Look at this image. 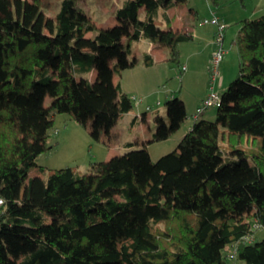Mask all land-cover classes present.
Returning <instances> with one entry per match:
<instances>
[{
  "label": "trees",
  "instance_id": "1",
  "mask_svg": "<svg viewBox=\"0 0 264 264\" xmlns=\"http://www.w3.org/2000/svg\"><path fill=\"white\" fill-rule=\"evenodd\" d=\"M170 2L188 0H125L115 16L133 26L122 48L117 39L127 28L99 30L79 0L62 1L50 34L10 16L9 0H0V264H231V245L237 259L264 264V239H244L251 221L264 227V14L241 22L238 76L216 119L195 121L176 150L153 161L147 147L129 144L93 175L68 166L25 182L58 144L49 142L57 115L83 128L91 121L100 141L131 112L134 100L107 79L108 53L124 61L114 65L119 74L131 63L132 43L150 39L180 65L179 45L192 36L156 32L157 11ZM93 31L92 48H83ZM144 63L153 64L147 52ZM94 67L101 71L95 85L85 76ZM45 92L53 97L42 110ZM166 105L169 122L157 117L154 140L188 117L178 97Z\"/></svg>",
  "mask_w": 264,
  "mask_h": 264
},
{
  "label": "rangeland",
  "instance_id": "2",
  "mask_svg": "<svg viewBox=\"0 0 264 264\" xmlns=\"http://www.w3.org/2000/svg\"><path fill=\"white\" fill-rule=\"evenodd\" d=\"M62 1L9 0L10 16L24 20L28 24L35 22L44 33L50 34L52 19L60 11ZM124 1L79 0V4L85 11L88 20L92 23H94V20L100 21V23L105 25H110L108 28H98L94 23L99 30L115 31L119 28H127V30L120 32L117 39L122 48L128 31L132 30L133 26L129 21H124L126 23H123L122 19H118L115 16L117 8ZM177 6L179 8L176 11L174 9L177 15L172 21V26L178 28L180 24H188L191 26L194 35V41H186L179 45L181 52L180 65L168 61L167 58L164 62L146 66L142 57L133 55L134 51L141 54L147 51L146 46L150 39L145 40L143 43L138 42V40L132 43V53L128 56V60L131 63L127 66H121L119 74L114 72V65L117 62H120V65H122L124 61H121L115 54L108 53L106 67L108 81L115 88L117 82L115 78L117 76L123 91L134 100L131 112L118 117L116 125L114 124L115 128L112 127V133L115 135L113 136L111 132L108 134L102 133L104 135L101 134L104 143L110 148L114 145V147H117L116 142H136L137 138H145L144 130L138 125H132V121L136 116H139L141 119L146 117L147 120H152V124H155L157 116L165 114L167 111L166 102L173 95H179L181 99L186 100L185 105L188 117L180 128L172 131L167 137L158 140H154L153 137L158 132V127H155L154 134L149 137L150 143L148 144V152L153 161L178 148L179 142L183 137L182 133L189 130V128H186L187 126L191 125L190 127H192L194 122L199 119L214 121L218 107L216 105L204 109L199 118H195L196 108L202 105L201 102H195V99L203 90L205 83L203 80L204 76L210 82V62L208 61L206 45L210 41H214L211 38V33L215 28L217 30L215 25H204L201 22L204 19L217 17L219 23L225 26L224 48L226 49V54L220 65V78L216 81L214 90L222 95L229 84L238 76L239 55L234 39L241 26V22L245 19L256 20L260 15L264 14V0H188L186 4H178ZM191 11H196L194 19ZM160 15H162V10ZM140 16L144 17L142 11L140 12ZM179 17L183 18L182 22H179ZM112 18L119 21L116 24L114 19V21L110 22ZM162 18L160 20L163 22L162 26H164L166 21H163ZM156 30L159 36L164 33L157 26ZM96 35V31L91 32L90 35H86L80 43L81 46L85 49H91L92 43L96 40ZM161 46L164 47L165 44H161ZM165 50L169 51L167 47H165ZM189 54L192 57L191 61H185V56ZM206 62H208L207 69L205 68ZM185 63H187L188 71L184 73L182 72V66ZM93 69L97 71V78L91 82L95 85L100 78L101 71L95 67ZM186 73L190 74V78L183 82V75ZM77 79L82 82V78L79 77ZM49 97V92L42 94L39 108L44 110L45 102L47 105ZM91 129V124H88L86 128L78 126L67 114L57 115L54 129L50 132L49 142L58 144L53 150L45 152L39 157V167L33 168L30 171L25 182L27 183L29 178L40 177L45 179L51 170L68 166L80 167V170L85 174L92 171L97 163H100L104 158L102 144L92 137ZM116 152L119 153V150ZM238 218L239 216L235 215L229 221L236 222ZM248 221H250V218ZM254 223V221H251V224ZM253 233L255 240L264 239V227L256 229ZM234 251V248L229 246L226 249L227 256L229 258L236 257ZM23 253H28V250H25ZM241 262L242 264H246L243 260Z\"/></svg>",
  "mask_w": 264,
  "mask_h": 264
},
{
  "label": "crops",
  "instance_id": "3",
  "mask_svg": "<svg viewBox=\"0 0 264 264\" xmlns=\"http://www.w3.org/2000/svg\"><path fill=\"white\" fill-rule=\"evenodd\" d=\"M178 8L179 7L177 6V4H174L173 2L168 3V5L166 7H160L158 9V11H157V16L155 18L156 19V26L159 27L162 30V32H165L168 29L174 30L175 32H181V31L188 32L192 36V40H190V41H194V35L192 33V29H191V26L190 25L183 23V24H180V26H178V28L172 26V21L175 19L176 15H177L175 11ZM174 9H175V11H174ZM161 10H162V15H160ZM141 11L144 13V16H145V8L144 7L140 9L139 13ZM191 15H192V17L194 19L195 18V15H196V11L195 12H192L191 11ZM160 18H162L163 21H166V24H164V26H162L163 22H161ZM113 19L114 18L110 19V22H112V21L115 20V19L114 20ZM117 21H119V20H115V24H116ZM182 21H183V18L182 17H179V22H182ZM93 22L97 25L98 28H108L110 26L109 24L108 25H105L103 23H100V21L98 22V21H94L93 20ZM215 33H216V28L211 33V38H213V40H214ZM88 34L90 35L91 32H89ZM145 40H148V39H140V40H138V42L143 43ZM224 42H225V39H224ZM224 42H223V46H224ZM146 47H147V51H145V52H147L148 54L151 55V57L153 58V64H158V63L164 62V61L167 60V58H169V52H167V50H165V47H162L159 42H152V41L148 40V44H147ZM214 50H215V45H214L213 42L210 41V43H208L206 45V51L208 52V55H207L208 56V61L210 62V64H211V57H212V54H213ZM145 52H143V54H141L140 52H135L134 51L133 55H137L138 57H142L143 62H144V53ZM225 54H226V49H225ZM191 58L192 57L190 56V54L188 56L186 55L185 56V61H189V60L191 61ZM223 60H224V58H223ZM207 64H208V62H206V67H205L206 69L208 68V65ZM210 64H209V71H210ZM183 67H185L186 69L183 70ZM187 71H188V66H187V63H185L182 66V72L185 73ZM96 72H97L96 69H92V71L89 74L85 75V76H87L89 78L90 82H93L97 78ZM183 76H184L183 77V82L185 80H187L188 78H190V74L189 73H186ZM79 77L80 78H83V76L78 75L77 78H79ZM218 78H220V77H218ZM218 78L213 82L212 81V78H211V75H210V82H209L206 79V77L204 76V79L203 80L205 81V83L203 85V90L196 97L195 102H199V103L201 102V103H203V100L209 94V90H213V91L215 90V84H216V81L218 80ZM115 79L117 80V82L115 81L116 84L118 82H120L118 80V77L117 76H116ZM206 82H208V83L206 84ZM218 94L221 97V94L220 93H218ZM52 97L53 96L50 93V97H49V100L47 102V105H46V102H45L44 110H46L48 108V105L51 102ZM175 97H178L183 102V105L185 106V109H186V105H185L186 104V100L185 99H181V97L179 95H173L170 98H175ZM40 99H41V97H40ZM198 108L199 107L196 108V111H197ZM203 111L200 114H202ZM196 114H197V112H195V115ZM200 114L198 115V117H195V118L198 119L199 116H200ZM67 115H69V114H67ZM158 116L165 118L167 123L169 122V120H167V118H166L167 117V111L165 112V114H161V115H158ZM69 117L72 119V117L70 115H69ZM88 124H91V121H89ZM115 125H116V123H115ZM132 125H136V126L138 125L141 129H143L144 130L145 138H142V139L137 138V141L136 142H125V143L116 142L117 147H114L115 146L114 145L112 148H110V147H108L104 143V139H103V136H102L104 134H102L101 135V140L98 141V142L100 144H102L103 158L104 159L100 163H97V165L95 166V168H93L92 171H89L88 173H86V175H93L96 172V169L99 168V167H102V168L109 167L116 158H118L119 156L123 155L129 149L127 147V145H129V144H133L135 148L147 147V149H148V144L150 143L149 137L154 134V129L157 126V120H155V124H152V120L151 121L150 120H147L146 117H144V118L141 119L139 116H136V118L132 121ZM78 126H80V125L78 124ZM190 126H187L186 128H189V130H190L191 129ZM113 127L115 128V126H113ZM189 130H187L184 133H182V136H184ZM112 132H113V128L111 130V133ZM112 134H113V136L115 135L114 133H112ZM117 150H119V153L116 152ZM78 169L80 170V167ZM229 262L231 264H242L241 260L237 259V257L229 258Z\"/></svg>",
  "mask_w": 264,
  "mask_h": 264
},
{
  "label": "built area",
  "instance_id": "4",
  "mask_svg": "<svg viewBox=\"0 0 264 264\" xmlns=\"http://www.w3.org/2000/svg\"><path fill=\"white\" fill-rule=\"evenodd\" d=\"M201 24H212L217 27L215 36H214V45H215V50L212 54L211 57V64H210V74L212 81L214 82L218 77H220V65L221 62L223 61L224 55H225V49L223 46L224 42V31H225V26L219 23V19L217 17H213L211 19H204ZM186 68L183 67V70ZM221 102V97L220 95L211 90L208 96L203 100V103L201 107L197 109V114L195 117H198V115L206 108L212 106V105H220ZM2 200L0 199V204H2ZM258 228H263L261 224L258 222H255L254 224L251 225V234L247 235L244 239L252 242L254 240V233L256 229ZM234 247V246H233ZM235 253V252H234Z\"/></svg>",
  "mask_w": 264,
  "mask_h": 264
}]
</instances>
